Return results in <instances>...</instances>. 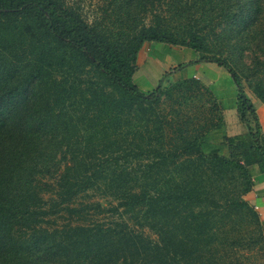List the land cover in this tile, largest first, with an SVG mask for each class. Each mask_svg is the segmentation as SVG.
Segmentation results:
<instances>
[{
  "label": "trees",
  "instance_id": "16d2710c",
  "mask_svg": "<svg viewBox=\"0 0 264 264\" xmlns=\"http://www.w3.org/2000/svg\"><path fill=\"white\" fill-rule=\"evenodd\" d=\"M105 1L88 21L66 0H0V264H213L220 215L244 207L264 240L246 197L264 164L247 92L264 102V0ZM146 42L189 49L147 92ZM206 62L230 74L247 134L163 107L204 92L223 110L200 79H169Z\"/></svg>",
  "mask_w": 264,
  "mask_h": 264
},
{
  "label": "rangeland",
  "instance_id": "374dc122",
  "mask_svg": "<svg viewBox=\"0 0 264 264\" xmlns=\"http://www.w3.org/2000/svg\"><path fill=\"white\" fill-rule=\"evenodd\" d=\"M66 1L77 7L88 21H92L95 17H100L106 4L105 0ZM107 23L111 24L110 20ZM188 56L189 49L178 46H173L166 53L157 54L153 52L152 44L146 42L139 52V68L134 75V81L142 91L147 92L152 90L159 83L163 75L162 73L166 68L176 65L174 63L181 59L184 60L183 58H188ZM220 69L218 72H214L206 66H202L198 70L200 76L196 78L200 79L203 83H209L205 79L208 78L215 95L222 98L223 105L227 107L233 101L236 88L231 77L226 74L227 70L221 67ZM184 74L186 75V72H174L170 75L169 79L171 82L177 81L184 77ZM247 92L251 96H254L253 91L249 88H247ZM163 107L166 110L172 109V107L182 109V118L183 120L185 117L189 119L191 127L197 125L208 126L212 121H217L221 117L223 118L222 109L216 108L218 104L215 106L213 99L204 92H200L195 96L192 95L187 100H183V102L167 98L163 103ZM237 130V128H233L232 132ZM226 180L229 184L228 189L223 192L224 197L226 195L231 196V193L239 195L242 177L232 174ZM252 212L244 207V210L239 213L224 211L220 215L224 220L222 222L221 234L215 243L219 250V256L213 264H264V240L261 239L262 233L255 222L256 218H254Z\"/></svg>",
  "mask_w": 264,
  "mask_h": 264
},
{
  "label": "crops",
  "instance_id": "0c3cea01",
  "mask_svg": "<svg viewBox=\"0 0 264 264\" xmlns=\"http://www.w3.org/2000/svg\"><path fill=\"white\" fill-rule=\"evenodd\" d=\"M202 66H206L207 68L211 69L214 72H218L219 70H221L217 64L211 63V62H206V63H199L196 65L188 66V67L184 68L183 70H181V72L182 73L186 72V75L184 74V77H191V76L198 77V76H200V73L198 72V70L201 69ZM191 69H193V70H191ZM226 74L228 76H230V74L228 72ZM205 79L209 83H207L205 81L204 82L207 85L211 86L210 80L208 78H205ZM234 86L236 88V85H234ZM235 90H236V92L234 93L233 101L227 107L223 105L222 98L218 97L219 101L223 105V110H222V113H223L222 126L223 127L220 128V130H219V134L221 136L223 134H227L229 136H234V135H243V134L248 133V128H247L246 124L244 122H242V120H241V118H240V116H239V114L235 108L237 89H235ZM250 97L256 106V111H257V115L259 118V123H260L261 129H262V133L264 134V102L255 96L250 95ZM225 116H226V118H225ZM233 128H237L238 130L235 132H232ZM251 171H252L253 186H252V190L247 194L246 197L249 200L250 204L253 205L254 208H256V211L258 212L261 223H262V229L264 230V164H262V165L257 164V163L253 164L251 166Z\"/></svg>",
  "mask_w": 264,
  "mask_h": 264
},
{
  "label": "built area",
  "instance_id": "2783aa9c",
  "mask_svg": "<svg viewBox=\"0 0 264 264\" xmlns=\"http://www.w3.org/2000/svg\"><path fill=\"white\" fill-rule=\"evenodd\" d=\"M255 210H256V208H255ZM263 233H264V230H263Z\"/></svg>",
  "mask_w": 264,
  "mask_h": 264
}]
</instances>
